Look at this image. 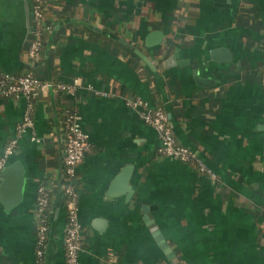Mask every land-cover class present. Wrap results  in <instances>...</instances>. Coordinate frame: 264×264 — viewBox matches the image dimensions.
Returning <instances> with one entry per match:
<instances>
[{
    "label": "crops",
    "instance_id": "crops-1",
    "mask_svg": "<svg viewBox=\"0 0 264 264\" xmlns=\"http://www.w3.org/2000/svg\"><path fill=\"white\" fill-rule=\"evenodd\" d=\"M31 13V0H0V72L44 82L19 132L27 99L0 94V151L16 138L0 169V264H36L44 179L43 264H64L63 102L89 142L77 264H264V0H45L51 30L34 59ZM73 80V93L47 85ZM144 108H161L207 171L161 155Z\"/></svg>",
    "mask_w": 264,
    "mask_h": 264
},
{
    "label": "built area",
    "instance_id": "built-area-1",
    "mask_svg": "<svg viewBox=\"0 0 264 264\" xmlns=\"http://www.w3.org/2000/svg\"><path fill=\"white\" fill-rule=\"evenodd\" d=\"M32 15L36 23L41 24L40 28L33 30L32 37L27 47V54L32 59L38 55V49L42 44L41 33L51 30L50 24L44 21V15L37 5H33ZM0 89L2 94L18 96L24 95L27 104L24 109L22 119L18 124L17 131H21L26 126L33 123V102L31 98L36 96L44 82L31 69L25 73L14 76L12 73L0 72ZM51 83H47L50 85ZM57 87L67 92L73 93L76 89V82H58ZM95 91V90H94ZM96 92V91H95ZM133 106H145V101L141 97H136L129 101ZM142 119L154 126L159 134V144L157 151L161 155L173 156L185 162L196 161V166L201 171H207L205 164L188 146L178 144L172 132L166 113L161 108H144L141 111ZM67 137L65 142V153L63 156V169L72 178L76 172V165L84 156L89 147L88 135L80 125L79 115L76 111L67 117ZM34 138V137H32ZM16 138L10 137L5 147L0 151V169L6 162L7 157L14 152ZM212 174L211 172H208ZM65 196L67 197L66 219L64 225V264H77L78 252L82 247V226L77 219L78 191L72 180H68L65 185ZM49 200V196L42 185H38L36 192L35 209L38 216L43 212L44 206ZM47 230L46 223H39L36 229V243L43 241ZM36 264H41L40 249H36Z\"/></svg>",
    "mask_w": 264,
    "mask_h": 264
},
{
    "label": "trees",
    "instance_id": "trees-1",
    "mask_svg": "<svg viewBox=\"0 0 264 264\" xmlns=\"http://www.w3.org/2000/svg\"><path fill=\"white\" fill-rule=\"evenodd\" d=\"M33 5H37L41 9L42 14L43 15L45 14V0H31V12H32ZM32 21H33L32 22L33 23V30L36 29V28H40L41 24H38V23L35 22V20L33 18V15H32ZM46 33L47 32L41 33L42 40L44 39ZM40 53H41V45H40V47L38 49V54H40ZM13 75L14 76H18L19 73H14ZM0 80H1V76H0ZM57 83L58 82H56V83L52 82L51 85L54 87V90L57 91V94L61 95V93L64 92L65 90H63L61 88H58L57 87ZM0 94H2L1 89H0ZM37 95L31 98V101L33 102V106H34L35 101L37 99ZM60 111H61V122H62V125H63L64 129H66V131H67V126H66L67 117H68V115L70 113L75 111V108H74L73 105H71L69 103H66V102H63L62 105H60ZM61 175L62 176H61V180H60L61 181L60 182V192L62 194L64 203H66L67 197L65 196L64 188H65V185H66V183L68 182L69 179L72 180L76 190L78 191L77 171L75 172L74 176L72 178H70V176L64 171V169L62 167V174ZM39 185H42L45 188L48 196H50V187L46 183L45 179L43 181H41L39 183ZM48 207H49V200L46 203V205L44 206L43 212L38 216L37 221H36V225H35L36 229L38 228V224L39 223H46V225H47V230H46L45 237H44L43 241L41 243H39V244L36 243V247H35V251H36V249H40L41 252H42V254L40 256L41 264H43L44 255H45L46 246H47V237H48L47 232H48V228H49V226H48ZM36 256H37V254H36Z\"/></svg>",
    "mask_w": 264,
    "mask_h": 264
},
{
    "label": "water",
    "instance_id": "water-1",
    "mask_svg": "<svg viewBox=\"0 0 264 264\" xmlns=\"http://www.w3.org/2000/svg\"><path fill=\"white\" fill-rule=\"evenodd\" d=\"M196 72V71H195ZM261 129H263L264 130V120L262 121V123H260V126H259ZM13 165L14 164H12V165H8V166H6V167H4L3 169H2V172H1V176H3V177H5L6 175H7V173L9 172V169L11 168V167H13ZM3 177H1L2 178V181H3ZM0 191H1V188H0ZM3 193L2 192H0V199H1V195H2ZM2 200V199H1ZM160 244H162V243H160ZM164 247H165V244H164ZM168 247V246H167ZM168 254H169V256H171V257H173L174 258V256H173V253L171 254V252L169 251V250H167L166 248L164 249ZM169 251V252H168Z\"/></svg>",
    "mask_w": 264,
    "mask_h": 264
}]
</instances>
